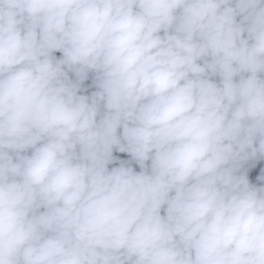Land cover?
<instances>
[{
	"label": "clouds",
	"instance_id": "1",
	"mask_svg": "<svg viewBox=\"0 0 264 264\" xmlns=\"http://www.w3.org/2000/svg\"><path fill=\"white\" fill-rule=\"evenodd\" d=\"M0 264H264V0H0Z\"/></svg>",
	"mask_w": 264,
	"mask_h": 264
}]
</instances>
